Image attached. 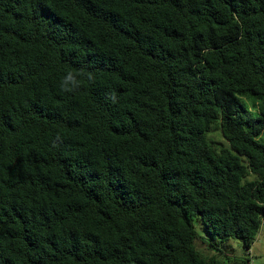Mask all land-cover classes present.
<instances>
[{"label":"trees","instance_id":"1","mask_svg":"<svg viewBox=\"0 0 264 264\" xmlns=\"http://www.w3.org/2000/svg\"><path fill=\"white\" fill-rule=\"evenodd\" d=\"M263 132L264 0H0V264L249 250Z\"/></svg>","mask_w":264,"mask_h":264},{"label":"rangeland","instance_id":"2","mask_svg":"<svg viewBox=\"0 0 264 264\" xmlns=\"http://www.w3.org/2000/svg\"><path fill=\"white\" fill-rule=\"evenodd\" d=\"M243 105L252 112L254 116H258V105H254V101L258 103L257 100L253 98H241ZM210 137L218 143H225L220 132H214ZM258 142L264 145V132L257 138ZM195 230L200 236V240L205 244L209 242V238L205 234L203 224L198 216L193 221ZM214 248H206L200 241L196 242L197 250H199L204 256H214L216 259L223 264L226 256H231L234 258H246L248 259L247 264H264V224L261 225L259 232L251 245L249 250H246L240 241L235 239H230L227 241H220L216 239L213 241Z\"/></svg>","mask_w":264,"mask_h":264}]
</instances>
